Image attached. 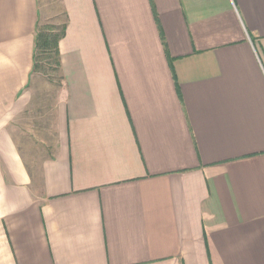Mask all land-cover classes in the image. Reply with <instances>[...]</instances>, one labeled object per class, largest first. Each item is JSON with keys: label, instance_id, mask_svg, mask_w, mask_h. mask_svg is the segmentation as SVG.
<instances>
[{"label": "crops", "instance_id": "1", "mask_svg": "<svg viewBox=\"0 0 264 264\" xmlns=\"http://www.w3.org/2000/svg\"><path fill=\"white\" fill-rule=\"evenodd\" d=\"M59 4L50 110L38 0H0V264H264V0Z\"/></svg>", "mask_w": 264, "mask_h": 264}, {"label": "rangeland", "instance_id": "2", "mask_svg": "<svg viewBox=\"0 0 264 264\" xmlns=\"http://www.w3.org/2000/svg\"><path fill=\"white\" fill-rule=\"evenodd\" d=\"M38 5L40 8V13L42 14V20H40V25L53 24L56 27H60L63 24L64 16L59 4V0H38ZM34 74L35 75L31 83L32 89L36 91L35 93H37L38 96L39 94L42 95L43 98L39 99L41 106L47 108L51 107V110L57 100L58 93L60 91L58 89L60 84L59 71H57L53 66H46L44 70H39ZM47 113V109L41 110L42 115H45ZM28 117L29 116H27L25 119H28ZM49 118L50 116L47 117V120H49ZM53 123L54 122L52 118V122L50 121V123H48L49 130L47 131V134L49 135L50 133L54 134L55 128ZM30 127H32L34 130L33 132L37 134V129L41 126H38L37 124L32 122L23 121L20 124L21 129H19L17 135L18 138L21 139V142L26 143L25 146L21 147V151L24 154L23 156L26 160V165L28 166L31 172L36 173L37 170H39V159L46 156L47 151H45L46 147L44 145H40V139L45 137L37 134L40 138L37 139L38 137L36 138L34 136V133L32 132ZM49 137L50 139H52L51 135ZM36 144L37 146L35 147L34 145Z\"/></svg>", "mask_w": 264, "mask_h": 264}, {"label": "trees", "instance_id": "3", "mask_svg": "<svg viewBox=\"0 0 264 264\" xmlns=\"http://www.w3.org/2000/svg\"><path fill=\"white\" fill-rule=\"evenodd\" d=\"M65 24L56 27L53 24L38 25L33 54V73L44 70L46 66L60 68L59 41L64 35Z\"/></svg>", "mask_w": 264, "mask_h": 264}]
</instances>
